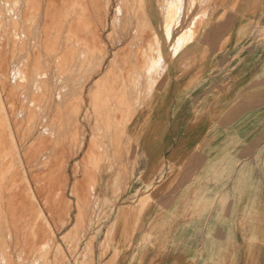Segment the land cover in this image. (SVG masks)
Instances as JSON below:
<instances>
[{
	"label": "rangeland",
	"instance_id": "obj_1",
	"mask_svg": "<svg viewBox=\"0 0 264 264\" xmlns=\"http://www.w3.org/2000/svg\"><path fill=\"white\" fill-rule=\"evenodd\" d=\"M228 11L241 15V44L244 33L256 31L262 64L264 0H0V264H141L160 246L153 231L166 230L174 203H189L193 215L199 210L194 190L162 197L156 228L136 235L155 198L128 194L136 183L134 133L164 60L179 50H170L174 39L185 28L195 39L210 18ZM153 62L159 69L149 76ZM256 140L264 142L260 127ZM261 147L249 155L256 159L243 158L258 161L261 179L248 180L241 163L240 179L225 180L213 196L220 215L233 209L252 222L251 241L244 244L241 235L230 247L233 264H264ZM189 182L174 181L176 192ZM212 234L208 258L200 259L194 244L190 264H220L224 242Z\"/></svg>",
	"mask_w": 264,
	"mask_h": 264
},
{
	"label": "crops",
	"instance_id": "obj_2",
	"mask_svg": "<svg viewBox=\"0 0 264 264\" xmlns=\"http://www.w3.org/2000/svg\"><path fill=\"white\" fill-rule=\"evenodd\" d=\"M240 16L228 11L210 18L193 40L190 28H185L171 44L170 50H179L164 60L159 87L149 92L151 100H145L147 113L134 133L136 183L128 194L150 195L155 202L141 215L136 235L142 237L156 228L160 198L186 197L194 190L201 199L194 215L189 203L172 205L166 230L153 231L161 238L160 246L144 253L141 264H190L198 254L194 244L200 245V259H207L212 233L213 240L224 242L220 264H233L230 247L236 238L242 235L244 244L252 239L250 220L240 221L233 209L220 215L218 198L213 197L223 192L225 180L240 179L241 163L248 165V180L261 179L258 161L243 158L256 159L257 153L249 155L261 144L264 149V142L256 140L257 127L264 132V45L261 64L256 57V31L249 29L240 43ZM166 35L170 40V28ZM149 84L154 87V82ZM176 180H190L182 193L176 192Z\"/></svg>",
	"mask_w": 264,
	"mask_h": 264
},
{
	"label": "bare ground",
	"instance_id": "obj_3",
	"mask_svg": "<svg viewBox=\"0 0 264 264\" xmlns=\"http://www.w3.org/2000/svg\"><path fill=\"white\" fill-rule=\"evenodd\" d=\"M66 3H67V2H66ZM72 3H73V2H72ZM75 3H76V1H75ZM39 4H40V3H39ZM54 5H55V4H54ZM82 5H83V4H82ZM157 5H158V4H157ZM38 6H39V5H38ZM71 6H72V5H71ZM74 6H75V5H74ZM29 7H30V6H29ZM32 7H33V6H32ZM50 7H51V6H50ZM52 7H53V6H52ZM79 7H80V6H79ZM71 8H73V7H71ZM161 8H162V7H161ZM30 9H32V8H30ZM33 9H34V8H33ZM119 9H120V8H119ZM46 10H47V9H46ZM46 14H47V13H46ZM56 15H57V14H56ZM44 16H45V15H44ZM83 16H84V15H83ZM53 17H54V16H53ZM36 18H38V17H36ZM43 19H44V18H43ZM56 19H57V18H56ZM59 20H60V19H59ZM2 21H4V20H3V17H2ZM81 21H82V20H81ZM140 21H142V20H140ZM0 22H1V21H0ZM36 22H37V21H36ZM43 22H44V21H42V23H43ZM53 22H54V21H53ZM60 22H61V21H60ZM83 22H84V21H83ZM61 23H62V22H61ZM55 24H56V23H55ZM77 24H78V23H77ZM2 25H3V22H2ZM58 25H59V24H58ZM84 25H85V24H84ZM49 26H50V25H49ZM2 28H3V27H2ZM45 28H46V27H45ZM48 28H49V27H48ZM38 30H39V29H38ZM48 30H49V29H48ZM58 30H59V29H58ZM95 31H96V30H95ZM5 36H6V35H5ZM74 36H75V35H74ZM0 37H1V35H0ZM6 38H7V37H6ZM43 38H44V37H43ZM96 38H97V37H96ZM61 40H62V39H61ZM70 40H71V38H70ZM45 41H46V40H45ZM48 43H49V42H48ZM74 43H75V42H74ZM86 44H87V42H86ZM92 44H93V43H92ZM56 45H57V44H56ZM35 46H36V45H35ZM83 46H84V45H83ZM83 46H82V47H83ZM158 46H159V44H158ZM50 47H51V46H50ZM39 48H40V47H39ZM79 49H80V48H79ZM73 50H74V49H73ZM76 50H77V49H76ZM159 50H160V49H159ZM81 51H83V50H81ZM84 51H85V50H84ZM64 52H65V51H64ZM158 53H159V51H158ZM158 55H159V54H158ZM62 56H63V55H62ZM62 56H60V57H62ZM66 56H67V55H66ZM66 56H65V57H66ZM70 56H71V55H70ZM74 58H75V57H74ZM0 59H1V57H0ZM2 59H3V58H2ZM65 59H66V58H65ZM56 60H57V59H56ZM59 60H60V59H59ZM71 61H72V60H71ZM162 61H163V60H162ZM162 61H160V62H162ZM160 62H159V63H160ZM5 63H6V62H5ZM32 63H33V62H32ZM0 64H1V63H0ZM6 64H7V63H6ZM35 64H36V63H35ZM57 64H58V62H57ZM153 64H154V62H153ZM156 64H157V62H156ZM42 65H44V64H42ZM47 65H48V64H47ZM68 66H69V65H68ZM32 67H33V66H32ZM36 67H37V66H36ZM152 67H153L155 70H156V69H157V70L159 69V68H158L159 65L157 66V65L154 64V65L152 66V64H151V66H149L148 69H147V73H148L149 76H152V72H153V75H155V72L157 71V70H156V71H153L154 69H153ZM60 69H61V68H60ZM100 69H101V68H100ZM68 70H69V69H68ZM68 70H67V71H68ZM105 71H106V70H105ZM1 72H2V71H1ZM99 72H100V70H99ZM6 74H7V73H6ZM156 74H157V72H156ZM3 75H4V74H3ZM3 78H4V77H3ZM148 80H149V83L154 82V81H153L154 79L152 80L151 78H148ZM156 82H157V80H156ZM154 83H155V82H154ZM149 85H150V84H149ZM152 88H153V87H152ZM148 89H149V88H148ZM11 96H12V95H11ZM4 99H5V98H4ZM7 99H8V97H7ZM8 101H9V100H8ZM6 107H7V106H6ZM1 120H2V118H1ZM1 120H0V121H1ZM0 135H3V134L1 133ZM0 137H1V136H0ZM7 137H8V136H7ZM7 137L5 138V136H4L3 138L7 139ZM5 139H4V140H5ZM7 143H8V142H7ZM2 147H3V146L0 145V148H2ZM5 152H6V151H5ZM4 172H5V171H4ZM2 175H4V174H2ZM0 186H1V185H0ZM1 187H2V186H1ZM1 187H0V188H1ZM4 188H5V187H4ZM4 188H2V189H4ZM2 191H3V190H2ZM2 191L0 190V192H2ZM252 212H253V211H252ZM254 219H255V218H254ZM251 223H252V222H251ZM255 225H256V224H255ZM246 228H247V227H246ZM250 228H251V227H250ZM260 231H261V230H260ZM255 236H256V235H255ZM258 237H259V236H258ZM260 243H261V247H263V246H264V232H263V236H262V239H261V242H260ZM261 247L258 248V250H257L258 253H260V248H261Z\"/></svg>",
	"mask_w": 264,
	"mask_h": 264
}]
</instances>
